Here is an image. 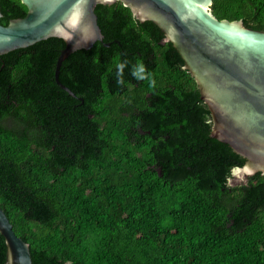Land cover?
<instances>
[{"label": "trees", "instance_id": "obj_1", "mask_svg": "<svg viewBox=\"0 0 264 264\" xmlns=\"http://www.w3.org/2000/svg\"><path fill=\"white\" fill-rule=\"evenodd\" d=\"M264 30V0H213ZM0 0V24L22 17ZM69 54L60 37L0 55V207L32 264H264V174L211 136L207 105L165 34L122 1ZM108 43V45H104ZM6 244L0 234V264Z\"/></svg>", "mask_w": 264, "mask_h": 264}, {"label": "water", "instance_id": "obj_2", "mask_svg": "<svg viewBox=\"0 0 264 264\" xmlns=\"http://www.w3.org/2000/svg\"><path fill=\"white\" fill-rule=\"evenodd\" d=\"M20 1L25 15L0 24V55L49 37L62 38L54 79L72 96L59 80V69L72 52L103 41L97 4L122 1L138 20L154 22L195 80L210 112L211 136L245 159L232 169L231 178L264 174V30L241 20L217 19L210 8L213 0ZM0 234L6 244L4 264H32L29 244L15 234L1 207Z\"/></svg>", "mask_w": 264, "mask_h": 264}, {"label": "rangeland", "instance_id": "obj_3", "mask_svg": "<svg viewBox=\"0 0 264 264\" xmlns=\"http://www.w3.org/2000/svg\"><path fill=\"white\" fill-rule=\"evenodd\" d=\"M242 180H244V179L241 178L240 180H239V179H236V180H235V179H232V178H231V179L229 180V182H230L231 184H234V183H237V182L242 181Z\"/></svg>", "mask_w": 264, "mask_h": 264}]
</instances>
